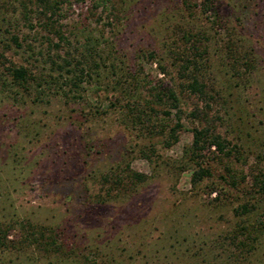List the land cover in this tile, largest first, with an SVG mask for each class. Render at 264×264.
Segmentation results:
<instances>
[{"label":"rangeland","instance_id":"374dc122","mask_svg":"<svg viewBox=\"0 0 264 264\" xmlns=\"http://www.w3.org/2000/svg\"><path fill=\"white\" fill-rule=\"evenodd\" d=\"M215 3L212 21L184 0H67L53 15L58 40L49 16L24 17L37 0H0V222L12 239L0 264H264V195L249 175L264 167V0ZM183 32L205 34L210 113L236 145L206 152L209 174L195 181L186 148L202 103L178 76L175 53L192 42ZM12 62L34 75L25 86ZM128 70L177 91L183 126L171 145L126 110L129 90L149 94ZM176 120L172 109L165 121Z\"/></svg>","mask_w":264,"mask_h":264},{"label":"trees","instance_id":"16d2710c","mask_svg":"<svg viewBox=\"0 0 264 264\" xmlns=\"http://www.w3.org/2000/svg\"><path fill=\"white\" fill-rule=\"evenodd\" d=\"M64 1L67 0H37V8H27V10H25L24 17L30 22V25H32L30 13H32L33 10L35 13V18L49 16L50 22H46L45 28L53 32L58 40L66 39V36L64 32H62L61 28H57L53 24L58 19L56 17V20L54 21L53 15H59L61 12L60 9H62L61 3ZM93 2L95 7L101 5L106 9V5L108 2H110V0H93ZM184 2L187 3L189 7H198L201 12L205 13L207 19L216 20L218 17V9L215 0H184ZM182 35L186 41L190 39L192 42L189 44V46H185L183 49H179L175 53L176 59L178 60V76L181 80L182 88L195 94L202 103L201 105H196L190 112L191 115L197 117L198 122L192 127V140L186 148L189 158L197 166L192 174L193 180L195 181L200 179L203 175L209 174V169L203 165L206 152L217 151L224 156H230L234 152V149H236V145H231L230 141L220 133V131L217 129L216 117L210 113L211 101L213 99V93L211 92L212 86H208V82L206 81L202 71L201 61V57L207 56L206 53L208 46L207 44H202L203 42L200 38L205 36V34L202 32L199 33L201 36L194 37L193 35L195 34L183 32ZM192 36L194 37L193 40L191 39ZM52 38H50V41ZM12 41L16 45L21 44L19 37L16 34L12 35ZM57 44L58 43L55 45ZM67 55L69 57L71 56L69 53H67ZM81 57L82 58L80 59H76L79 64L88 61L85 55H82ZM63 60L66 64L70 63L69 58L64 57ZM53 61L55 62V60ZM159 65L161 71L164 72V66H162L160 62ZM58 67L60 68L62 65L60 64ZM83 69L84 68L81 67L79 73L77 70L76 72L74 71V76H71L69 79V81H72V84H77L79 81H81ZM6 70L9 73L12 82L19 86H25V84L29 83L30 79L34 77L30 70L23 64L17 65L12 62L6 67ZM127 74L130 76L129 79L132 80L133 86H136L139 82H142L149 90L148 98L134 96V94H131L130 90L127 96H121L124 100L123 104L129 115L133 117V121H135V123L139 124L141 131L149 133H164V139L162 143L165 146L171 145L178 139V131L183 126V123L180 121V111H182V108L179 103L180 101L177 91L172 86H167L161 82L152 83L148 77L149 75L144 74L143 76H139L138 72H131L130 70L127 71ZM117 82L118 81L116 80L115 83ZM172 109H175L177 120L174 124H171L169 121V124H167L168 122L166 121L167 118L172 114ZM249 175L251 176L254 186V193L264 195V167H256L255 169L253 168ZM131 176L134 179L140 180L143 178V173L133 171L131 172ZM231 177L233 178L232 181L236 184V180L234 181V176L232 175ZM242 207L244 210L248 209L247 204H243ZM8 234V226H5L2 222H0V245H5L12 241V239L8 237ZM33 234L34 232L31 235ZM48 238L49 239L45 241L47 244H52L55 241L53 235H50Z\"/></svg>","mask_w":264,"mask_h":264}]
</instances>
